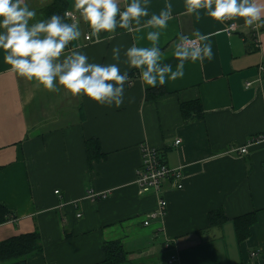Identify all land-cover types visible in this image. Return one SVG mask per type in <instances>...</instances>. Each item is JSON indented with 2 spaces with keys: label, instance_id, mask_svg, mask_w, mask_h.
<instances>
[{
  "label": "crops",
  "instance_id": "0c3cea01",
  "mask_svg": "<svg viewBox=\"0 0 264 264\" xmlns=\"http://www.w3.org/2000/svg\"><path fill=\"white\" fill-rule=\"evenodd\" d=\"M66 1L71 10L73 0ZM28 2L41 19L54 0L43 7ZM169 2L174 18L159 30L163 63L175 70L178 36L194 38L197 31L212 34L214 58L188 61L183 78L146 91L138 70L129 69L132 82L120 108L43 90L8 71L0 50V204L10 211L0 242L38 232L41 251L23 264H103V245L115 241L128 252L127 264H165L171 255L180 264H264V142L252 144L246 156L238 153L264 135V28L256 46L243 19L220 23L204 10L188 15L184 0H148L141 26ZM230 23L237 25L232 35L225 31ZM156 30L121 31L104 43L82 36L73 46L90 62L115 63L111 48L121 45L123 71L124 51L150 47L147 32ZM156 88L167 94L147 100ZM192 102L201 103L204 116L185 123L181 105ZM92 139L102 157L90 161ZM143 145L157 148L169 167L184 168L182 190L167 180L161 194L141 193ZM90 190L100 198L87 199ZM160 198L167 215L145 226ZM218 211L226 221L211 226L209 215ZM251 214L255 223L240 241L235 221Z\"/></svg>",
  "mask_w": 264,
  "mask_h": 264
},
{
  "label": "clouds",
  "instance_id": "9594fccd",
  "mask_svg": "<svg viewBox=\"0 0 264 264\" xmlns=\"http://www.w3.org/2000/svg\"><path fill=\"white\" fill-rule=\"evenodd\" d=\"M46 6L50 0H38ZM169 2L159 12L152 14L141 26V18L149 17L148 0H73L71 10L63 15L52 13L37 19V11L28 0H0V50L8 71L29 82L42 86L51 93H61L80 99L86 97L101 106L120 108L125 99V86L131 76L129 69L139 72L142 88L164 86L185 75V64L214 58L212 34L194 33L178 36L174 57L178 63L173 70L163 63L164 53L159 46L160 29L168 27L173 19ZM185 14H205L225 23L243 19L244 26L264 28V0H184ZM86 28H82L81 25ZM143 28L157 29L147 32L150 47L135 44L124 51L121 71V45L111 48L115 63L90 62L87 54L79 50L83 36L93 43H104L115 38L118 29L125 34ZM235 30L236 23L231 25ZM129 102H134L130 98Z\"/></svg>",
  "mask_w": 264,
  "mask_h": 264
},
{
  "label": "trees",
  "instance_id": "16d2710c",
  "mask_svg": "<svg viewBox=\"0 0 264 264\" xmlns=\"http://www.w3.org/2000/svg\"><path fill=\"white\" fill-rule=\"evenodd\" d=\"M69 9V3L66 0H54V2L42 9V18L50 16L52 13H63ZM124 31L118 29V32ZM156 88L147 91V100H155L167 93L164 90ZM181 114L185 123L202 119L204 116L203 108L200 102H192L181 105ZM86 150L90 161L98 160L102 157L101 146L98 140L92 139L87 142ZM10 217V211L4 205L0 204V225L5 224ZM255 214L246 215L235 221L238 232V239L244 240L250 234V227L255 223ZM210 225H221L226 221L223 211L211 213L209 215ZM41 251V241L38 232L20 235L6 241L0 242V264H23L29 257ZM105 256L103 264H127L128 252L124 249L121 242H107L103 245Z\"/></svg>",
  "mask_w": 264,
  "mask_h": 264
},
{
  "label": "built area",
  "instance_id": "2783aa9c",
  "mask_svg": "<svg viewBox=\"0 0 264 264\" xmlns=\"http://www.w3.org/2000/svg\"><path fill=\"white\" fill-rule=\"evenodd\" d=\"M233 23H230L226 28L225 31L228 35H232L234 32L237 31V27L235 30L232 29L231 25ZM261 29H253L252 28V34L255 39V45L257 46L260 42V35H261ZM87 42H92L91 40L85 39ZM261 72H264V67L261 68ZM130 82L131 79H130ZM251 84H247L249 87ZM264 142V135H258L253 138L244 146L241 148L238 153L242 156H246L249 154V148L252 144ZM180 142L177 141L176 145H179ZM141 165L137 171L136 176V185L138 186L139 190L142 194H156L159 195L162 193V185L164 181L170 180L173 188L177 190H182L184 188V168L178 167V168H171L166 163L164 158L162 157V153L154 147L143 145L141 147ZM56 195L59 194V191L55 192ZM86 198L91 201H96L98 198H100V195L94 192L93 190H90ZM168 212V203L166 199L160 198L157 204L156 210L146 216L144 218V225L148 226L150 223V220L157 219V218H164L167 215ZM80 217V215H78ZM170 243L165 244V248H170ZM165 264H180L179 257L177 255H171Z\"/></svg>",
  "mask_w": 264,
  "mask_h": 264
},
{
  "label": "rangeland",
  "instance_id": "374dc122",
  "mask_svg": "<svg viewBox=\"0 0 264 264\" xmlns=\"http://www.w3.org/2000/svg\"><path fill=\"white\" fill-rule=\"evenodd\" d=\"M37 16H38V14H37Z\"/></svg>",
  "mask_w": 264,
  "mask_h": 264
}]
</instances>
